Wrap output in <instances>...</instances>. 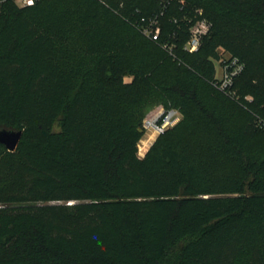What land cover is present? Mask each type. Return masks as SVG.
Wrapping results in <instances>:
<instances>
[{"label": "trees", "instance_id": "16d2710c", "mask_svg": "<svg viewBox=\"0 0 264 264\" xmlns=\"http://www.w3.org/2000/svg\"><path fill=\"white\" fill-rule=\"evenodd\" d=\"M156 103L180 119L139 157ZM0 128V264H264V0L6 1Z\"/></svg>", "mask_w": 264, "mask_h": 264}, {"label": "built area", "instance_id": "2783aa9c", "mask_svg": "<svg viewBox=\"0 0 264 264\" xmlns=\"http://www.w3.org/2000/svg\"><path fill=\"white\" fill-rule=\"evenodd\" d=\"M6 1H12L18 7H29L41 0H32L31 3L28 0H0V11L2 5ZM202 11L200 9L195 11V17L193 20L189 19L190 25L188 28V38L183 45V49L187 52H195L199 49L203 38L209 33L211 28V23L204 17L201 16ZM138 29L140 33L153 40L158 41L161 34V26L157 15L141 16L137 22ZM163 47L171 52L172 47L167 43L163 44ZM221 77L216 80V87L229 96H235V91L233 90V81L235 77L242 71L243 63L235 56L228 54L221 60ZM180 119V113L174 108H165L162 104L156 106L151 110L143 119V128L150 130L151 134H156L157 136L163 133L166 129L175 125ZM145 151L142 153L144 156Z\"/></svg>", "mask_w": 264, "mask_h": 264}, {"label": "rangeland", "instance_id": "374dc122", "mask_svg": "<svg viewBox=\"0 0 264 264\" xmlns=\"http://www.w3.org/2000/svg\"><path fill=\"white\" fill-rule=\"evenodd\" d=\"M216 51H217V53H218V56H216V57H213L212 58V61H213V65H214V79L215 80H218L220 77H221V74H222V70H221V60L225 57V56H228V53L227 52H224L221 48H216ZM161 103H156V104H154L151 108H150V110L148 111V113L151 111V110H153L156 106H158V105H160ZM147 113V114H148ZM175 126V125H174ZM145 130V132H144V134H143V136H142V138L140 139V140H142V139H145V138H147L149 135H151V132H150V130H147L146 128L144 129ZM156 137H157V135L156 134H153V137H152V140H151V142H150V144L148 145V146H143L142 144H141V142L139 141L138 142V145H137V153H138V156L139 155H142V153L145 151V149H148L149 148V146L153 143V141L156 139ZM139 157H141V156H139Z\"/></svg>", "mask_w": 264, "mask_h": 264}, {"label": "water", "instance_id": "95a60500", "mask_svg": "<svg viewBox=\"0 0 264 264\" xmlns=\"http://www.w3.org/2000/svg\"><path fill=\"white\" fill-rule=\"evenodd\" d=\"M22 130L0 128V143L8 150H14L21 137Z\"/></svg>", "mask_w": 264, "mask_h": 264}, {"label": "bare ground", "instance_id": "6f19581e", "mask_svg": "<svg viewBox=\"0 0 264 264\" xmlns=\"http://www.w3.org/2000/svg\"><path fill=\"white\" fill-rule=\"evenodd\" d=\"M153 134L149 135L147 138L139 140L143 146H148L152 140Z\"/></svg>", "mask_w": 264, "mask_h": 264}, {"label": "snow or ice", "instance_id": "6c2138e0", "mask_svg": "<svg viewBox=\"0 0 264 264\" xmlns=\"http://www.w3.org/2000/svg\"><path fill=\"white\" fill-rule=\"evenodd\" d=\"M28 2H29V3H31V2H32V0H28Z\"/></svg>", "mask_w": 264, "mask_h": 264}]
</instances>
